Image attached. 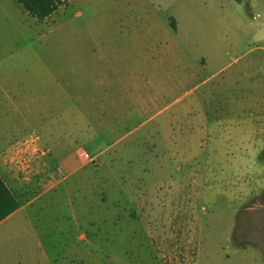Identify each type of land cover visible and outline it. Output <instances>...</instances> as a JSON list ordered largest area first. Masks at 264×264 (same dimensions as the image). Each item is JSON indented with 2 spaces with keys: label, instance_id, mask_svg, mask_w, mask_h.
<instances>
[{
  "label": "rangeland",
  "instance_id": "1",
  "mask_svg": "<svg viewBox=\"0 0 264 264\" xmlns=\"http://www.w3.org/2000/svg\"><path fill=\"white\" fill-rule=\"evenodd\" d=\"M249 9L264 22V0H64L43 21L0 0V153L38 140L64 177L37 226L47 257L0 264H264Z\"/></svg>",
  "mask_w": 264,
  "mask_h": 264
},
{
  "label": "crops",
  "instance_id": "2",
  "mask_svg": "<svg viewBox=\"0 0 264 264\" xmlns=\"http://www.w3.org/2000/svg\"><path fill=\"white\" fill-rule=\"evenodd\" d=\"M230 1L238 4L242 0ZM248 2L252 4V0H248ZM251 14L249 9L248 17L244 18L246 24L244 30H247L245 37H249L251 41L255 42L250 50L258 51L260 54L258 59H264V22L253 25L251 21L255 17ZM257 18H259L258 14ZM238 42L239 40L233 41L234 44H238ZM37 141L34 139L28 141L27 139L22 143H17V147L15 145L9 146L0 153V177L19 204L12 214L0 221V242L4 244L0 256L4 258L28 257L35 259L47 257L45 250L38 243L37 226L39 219L46 214L48 207L46 203L51 204L50 207L53 206V191L64 177L63 179H56L49 173V163L44 159L45 153L42 154L38 151ZM49 150L52 151L53 149ZM57 150L60 153V162L65 167L70 168V156L63 155L64 147H59ZM81 150L84 149L79 148L75 153L81 166L71 169L68 175L75 173L76 170L87 164L80 159L79 152ZM56 157L58 158V156ZM57 172H61V170L58 168ZM39 202H41L40 205L33 210V206ZM32 218L35 222H31ZM45 231L47 235L52 233V229ZM82 238L84 239L83 236ZM48 247L52 248L51 243L48 244Z\"/></svg>",
  "mask_w": 264,
  "mask_h": 264
},
{
  "label": "trees",
  "instance_id": "3",
  "mask_svg": "<svg viewBox=\"0 0 264 264\" xmlns=\"http://www.w3.org/2000/svg\"><path fill=\"white\" fill-rule=\"evenodd\" d=\"M22 9L37 21H43L62 5L64 0H15ZM19 204L0 177V221L12 214Z\"/></svg>",
  "mask_w": 264,
  "mask_h": 264
},
{
  "label": "built area",
  "instance_id": "4",
  "mask_svg": "<svg viewBox=\"0 0 264 264\" xmlns=\"http://www.w3.org/2000/svg\"><path fill=\"white\" fill-rule=\"evenodd\" d=\"M83 156H84L85 158H88L87 154H83Z\"/></svg>",
  "mask_w": 264,
  "mask_h": 264
}]
</instances>
